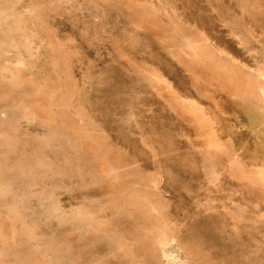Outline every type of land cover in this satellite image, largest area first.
I'll use <instances>...</instances> for the list:
<instances>
[{
    "label": "rangeland",
    "instance_id": "374dc122",
    "mask_svg": "<svg viewBox=\"0 0 264 264\" xmlns=\"http://www.w3.org/2000/svg\"><path fill=\"white\" fill-rule=\"evenodd\" d=\"M263 168L264 0H0V264H264Z\"/></svg>",
    "mask_w": 264,
    "mask_h": 264
},
{
    "label": "bare ground",
    "instance_id": "6f19581e",
    "mask_svg": "<svg viewBox=\"0 0 264 264\" xmlns=\"http://www.w3.org/2000/svg\"><path fill=\"white\" fill-rule=\"evenodd\" d=\"M212 156H213V155H212ZM214 157H215V156H214ZM214 157H212V159H213ZM209 159H210V161H211V158H209ZM207 160H208V159H207ZM208 161H209V160H208ZM209 163H210V162H209ZM263 169H264V168H263ZM261 173H262V176H261V177H262V180H263V183H264V170H263ZM259 179H260V178H259ZM235 180H236V179H235ZM214 181H215V180H214ZM258 187H260V186H258ZM260 188H261V187H260ZM259 210H260V209H259ZM235 211H236V210H235ZM263 217H264V216H263ZM259 220H260V219H259ZM263 220H264V219H263ZM257 223H259V221H258ZM257 223H256V224H257ZM248 224H249V223H248ZM254 224H255V223H254ZM254 224H253V225H254ZM249 225H250V224H249ZM257 225H258V224H257ZM259 225H260V224H259ZM250 226H252V224H251ZM253 227H254V226H253ZM253 227H252V228H253ZM258 227H259V226H258ZM254 228H255V227H254ZM250 249H251V248H250ZM235 259H236V258H235Z\"/></svg>",
    "mask_w": 264,
    "mask_h": 264
}]
</instances>
